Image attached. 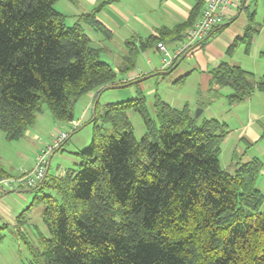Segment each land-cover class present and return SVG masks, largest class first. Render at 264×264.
I'll use <instances>...</instances> for the list:
<instances>
[{
    "label": "trees",
    "instance_id": "trees-1",
    "mask_svg": "<svg viewBox=\"0 0 264 264\" xmlns=\"http://www.w3.org/2000/svg\"><path fill=\"white\" fill-rule=\"evenodd\" d=\"M58 1L0 0V129L8 140L24 136L45 106L55 120L72 121L78 99L97 91V101L118 72L136 68L140 52L183 40L204 6L198 0L187 21L126 40L127 52L116 70L84 28L111 35L97 16L106 3L70 23L55 8ZM255 29L248 25L227 53L240 43L249 52ZM188 75L173 84H183ZM208 76L197 90L201 107L222 96L226 86L232 89L226 95L230 104L264 91V74L257 78L238 64L222 62ZM140 93L107 103L101 113L97 109L92 141L78 152L79 168L54 176L48 171L34 187L31 205L43 204L50 236L40 234L34 244L25 229L26 211L17 216L15 230L31 263L264 264V192L257 186L264 162H236L231 173L221 163L229 132L225 122L195 117L188 102L173 106L160 94L153 116ZM130 109L144 120L141 139ZM0 173L11 175L2 168Z\"/></svg>",
    "mask_w": 264,
    "mask_h": 264
},
{
    "label": "crops",
    "instance_id": "crops-1",
    "mask_svg": "<svg viewBox=\"0 0 264 264\" xmlns=\"http://www.w3.org/2000/svg\"><path fill=\"white\" fill-rule=\"evenodd\" d=\"M146 1L147 5H145L146 7L142 10H138L130 5L132 3L131 0H60L55 4V7H61L60 9L57 8L58 11L67 16L68 22L74 23L80 14L90 12L101 3H106L100 9L97 16L110 30L111 35L106 36L101 31L89 25H84V28L92 38L94 46L101 48L102 53L107 57H116L119 59L116 61L117 66L115 67V69L118 70V67L122 63L120 59L122 60L127 52L125 45L126 40H129L133 36L147 37L152 33H156L162 26L173 27L178 23L187 21L198 2V0H155V3H152L151 0ZM243 2L242 9L234 10L230 19L217 26L205 40L195 43L192 48L182 56L181 61L177 64L178 66L173 70H167V68L164 67L162 54L158 46L153 49L142 51L140 54L143 57L145 65H141L139 62L136 70H132L126 76L121 75L118 77L116 85L113 84L106 86L107 88L104 87L97 99L103 95L106 89L126 87L135 83H138L140 90L148 89L149 93L152 94L157 92L156 89L152 85L147 86L144 80L153 75L162 74L165 77L174 71H179L178 77L189 72L184 84H186L187 80L192 76H196L198 79L195 88L196 91H194L195 94L191 99L189 97V99L186 98V100H183L179 97V100H177V98L174 97L170 98L171 96H165V98L160 96L173 106H182V103L185 104L188 102L192 110L195 111L197 107H201L198 103L197 93L199 84L207 81L209 77L208 71L218 66L220 63L229 62L241 65L247 70L253 71L257 78H261L264 74V58L261 55L262 50H264V44L263 46L261 44L259 48V56H261L262 60L252 61V65H246L242 61L235 60L234 52L231 55L227 53L228 47L234 40L239 35L244 34L243 32V34L239 33L237 29H233V24L238 21L241 14L244 13V11L250 10L253 0H243ZM199 18L200 15L197 17V20ZM245 23H250L249 15ZM222 25L225 26L220 27ZM116 34L118 37L114 36ZM262 40L264 41V37H262ZM256 41L257 39L254 38L253 42ZM180 42L181 41L170 42L166 45L170 49H173ZM254 48L255 46L250 49L252 50L251 53H253ZM150 51H152L154 57H158L156 63L153 62L152 58L146 57V53ZM244 52L248 54L250 51L247 52L245 47ZM185 59L187 62H185ZM174 80L171 81L172 85H174ZM129 81H131L132 84ZM228 88L230 89L229 91ZM166 91L168 93L172 90L167 88ZM221 92L223 94L222 96L208 103L205 107H202L203 111L200 117L201 119L217 118L228 125L229 132L224 137L223 142L225 143V148L230 147L228 151L229 158L226 162V166H222L233 173L236 170V162H246L253 158H260L264 162V91L257 89L245 100L234 104H230L226 98V95L232 92L231 87H223L221 88ZM90 95L89 98H93L94 102V100H96L97 91L90 93ZM170 95L172 94L170 93ZM73 125L77 127L78 123L73 122ZM30 132L31 131H27V134L30 135ZM50 162L48 171H50ZM257 186L264 192V167L257 180ZM27 188L22 187V191L34 190V187ZM15 189L11 191H18ZM8 192L0 195V206L4 205L2 201Z\"/></svg>",
    "mask_w": 264,
    "mask_h": 264
},
{
    "label": "rangeland",
    "instance_id": "rangeland-1",
    "mask_svg": "<svg viewBox=\"0 0 264 264\" xmlns=\"http://www.w3.org/2000/svg\"><path fill=\"white\" fill-rule=\"evenodd\" d=\"M151 1L152 3H155V0ZM131 2L130 5L138 10L144 9V7H146L145 5H147L146 0H131ZM57 8L60 9L61 7L57 6ZM248 15L250 17L249 24L245 23ZM248 25L256 28V33L253 37L250 48L252 49L253 46H255L254 51L251 53L252 50H250V52L246 54L244 52L246 44L240 43V45L235 48L234 59L240 62L242 61L246 65H252V61L262 60L261 56H259V48L261 44L262 46L264 44V41L262 40V37H264V0H253L250 10L244 11V13L241 14L238 21L233 24V29L239 30V33H244ZM114 36L118 37L117 34ZM254 38L257 39L256 42H253ZM140 53L137 56L136 68L134 70L137 69V64L139 62L141 65H145ZM102 57L109 61L114 68L117 66L116 61L119 60L118 58L107 57L104 53H102ZM146 57L152 58L155 63L157 62L156 59H158L157 56H153L152 51L146 53ZM120 62H122L121 59ZM185 62H187L186 59ZM121 75L122 74L118 72L117 79ZM123 75L126 76L127 74ZM178 76L179 71H174L165 77L160 74L153 75L144 80L147 86L152 85L158 92L150 94L148 89L141 90L153 116L155 115L154 102L156 94H160L163 98H165V96H171L170 98L174 97L177 98V100H179V97L183 100H186V98L189 99V97L191 99L195 94L194 91H196L195 88L198 80L196 76H192L188 79L186 84L172 85L171 81ZM129 82L131 83V81ZM167 88L172 91L167 93ZM229 90L230 89L228 88V91ZM90 93L83 95L76 102L74 107V119L72 121L67 122L55 120L49 108L44 105V112L37 116L35 124L27 130L31 131L29 133L30 135H28L26 131L21 138L8 140L6 133L0 129V168L14 176H19L25 171H30L35 165L38 153L49 145H53L55 137L63 131L68 133V137L62 144V148H57L53 153L49 173L54 176L64 174L71 168L78 169L81 161L78 152L87 147L92 141L95 126V121H93V119L96 115V110L98 109L101 113L105 105L109 102H119L137 97L141 94L138 83L121 88L106 89L103 95L100 96L97 101L94 100V102L93 98H89L91 96ZM170 93L172 95H170ZM183 104L184 103H182V105ZM198 108L199 107H197L196 110ZM128 115L134 126L136 137L141 139L146 132V126L142 115L134 109L128 110ZM73 122L78 123V126L74 127ZM105 127L106 131L111 133V124L106 123ZM229 149L230 147L225 148V143L223 142L221 160L224 167L229 158ZM15 190L18 191H10L6 194V197H4L2 201L4 205L0 206V264H32L31 253L28 250L26 243L17 236L15 230L16 218L22 212L26 211L28 223H26L25 229L28 238L34 244L38 245L40 234L50 236L49 230L43 220L42 213L44 206L37 202L31 205L34 201V196L36 195L35 190L22 191V188H16Z\"/></svg>",
    "mask_w": 264,
    "mask_h": 264
},
{
    "label": "built area",
    "instance_id": "built-area-1",
    "mask_svg": "<svg viewBox=\"0 0 264 264\" xmlns=\"http://www.w3.org/2000/svg\"><path fill=\"white\" fill-rule=\"evenodd\" d=\"M243 3V0H204L200 18L185 31L180 43L173 49L165 43L158 44L164 67L173 66L179 56L187 53L195 43L205 40L216 26L230 19L234 10L242 9ZM67 137L68 133L63 131L56 136L53 145L38 153L35 165L30 171L19 176L0 173V195L15 188L35 187L43 181L48 172L51 155Z\"/></svg>",
    "mask_w": 264,
    "mask_h": 264
},
{
    "label": "water",
    "instance_id": "water-1",
    "mask_svg": "<svg viewBox=\"0 0 264 264\" xmlns=\"http://www.w3.org/2000/svg\"><path fill=\"white\" fill-rule=\"evenodd\" d=\"M106 88H107V87H106ZM202 111H203V108H202V107H199V108L196 110V112H195V117H199V116L201 115Z\"/></svg>",
    "mask_w": 264,
    "mask_h": 264
}]
</instances>
